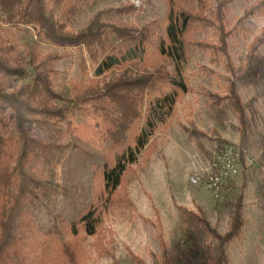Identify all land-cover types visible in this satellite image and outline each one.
Segmentation results:
<instances>
[{"label": "rangeland", "instance_id": "1", "mask_svg": "<svg viewBox=\"0 0 264 264\" xmlns=\"http://www.w3.org/2000/svg\"><path fill=\"white\" fill-rule=\"evenodd\" d=\"M224 1L226 56L210 48L218 43L217 0L49 3L66 33L92 23L153 33L145 46L109 39L116 66L101 76L95 75L100 59L92 63L84 47H56L37 38L31 26L5 23L0 14V58L31 76L45 75L67 99L34 93L30 78L0 72L3 91L23 92L28 119H43V109L64 117L33 125L24 147L0 109L9 149V169H0V181L4 185L11 174L8 192L17 194L10 217L22 264H161L164 256L170 264H217L218 241L200 219L223 237L239 199L240 232L224 245L221 264H264V70L248 71L264 59V0ZM172 12L197 18L182 51L167 58L159 47L161 40L167 43ZM122 74L149 75V83L119 84L75 101L81 89H101ZM229 81L244 107V134L227 98ZM118 161L125 167L123 184L109 207L102 172ZM90 205L97 219L93 236L74 223ZM11 264L20 263L14 258Z\"/></svg>", "mask_w": 264, "mask_h": 264}, {"label": "trees", "instance_id": "2", "mask_svg": "<svg viewBox=\"0 0 264 264\" xmlns=\"http://www.w3.org/2000/svg\"><path fill=\"white\" fill-rule=\"evenodd\" d=\"M184 2L188 0H176ZM233 1V0H229ZM228 1L217 0L215 6V21L214 27L218 31V43L216 46L210 45L214 52H219L222 55H227L226 39L230 32L226 30L222 22L223 9ZM53 4L55 8H59L63 0H0V14L5 23H15L24 26H31L37 38L48 42L59 48H80L84 47L88 58L92 63H97L96 76L108 72L116 66L113 56L108 55L110 51L109 39H128L132 42L134 40L138 45L145 46L152 42L151 38L153 33L143 29L137 31L127 25H114V24H98L92 23L86 29L76 33L64 32L62 26L56 21L54 13L49 10L48 4ZM264 6V1L260 2L259 7ZM197 17L187 13L173 14L170 13L168 17V24L164 30L167 43L161 40L159 52L160 55L172 58L173 50L183 49L185 42H188L186 37L188 29L191 27L192 21ZM155 34V33H154ZM252 54V53H251ZM254 59V57H252ZM261 72L264 70V59L254 60L248 71L253 70ZM0 72L6 76L14 77L16 79H31L30 88L32 92L39 90L43 91L50 99L65 102L67 99L56 94L50 84V81L45 75L35 73L31 76L26 70L21 67L9 66L0 58ZM232 74L235 71L231 69ZM149 83V75H136L127 76L120 75L115 79H111L104 83L102 88H95L93 86L81 89L75 97V101H83L89 97L96 96L101 90H109L117 85H125L127 87L146 86ZM227 98L229 99L233 109L237 112L239 122L241 125L242 133L244 134L245 120H244V107L241 103L240 97L237 93L236 86L233 81H229L227 86ZM0 109L7 111L8 121L12 125L18 140L25 147L30 142L29 131L34 125H47L48 119L51 117H59L63 119L61 111L43 109L41 113L46 119L31 120L25 116L30 107L26 98L23 97V92L7 93L0 88ZM0 118V169H9V149L7 141L2 135L1 125H3ZM124 129L125 126L120 127ZM143 148L142 143H138V151ZM125 167L123 163L118 161L111 169L104 168L102 175L104 181V190L107 192L106 206L115 205L117 203V190L123 184V175ZM12 176L8 175L5 179L4 185L0 181V264H11V260L16 258L17 262L22 264V254L18 245L16 236L12 232L11 214L17 206V194L8 192L11 187ZM128 203V202H127ZM236 211L230 230L223 237L219 236L215 230L210 228L209 224L200 219L208 233L218 241V255L217 264H221L222 256L224 255L223 247L233 238L237 237L241 228V204L240 199L236 203ZM77 225H82L86 234L93 236L96 233L97 219L95 217V208L93 206L85 207L79 214L78 218L74 221ZM63 251L66 255L73 260L72 255L68 251L66 245H63ZM161 264H170L165 256Z\"/></svg>", "mask_w": 264, "mask_h": 264}, {"label": "built area", "instance_id": "3", "mask_svg": "<svg viewBox=\"0 0 264 264\" xmlns=\"http://www.w3.org/2000/svg\"><path fill=\"white\" fill-rule=\"evenodd\" d=\"M227 155H231V152L230 151H225V156Z\"/></svg>", "mask_w": 264, "mask_h": 264}]
</instances>
